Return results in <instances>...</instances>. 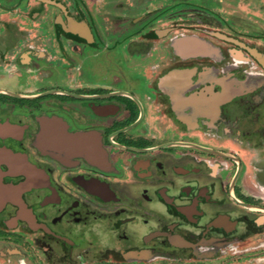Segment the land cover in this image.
<instances>
[{"label": "flooded vegetation", "instance_id": "1", "mask_svg": "<svg viewBox=\"0 0 264 264\" xmlns=\"http://www.w3.org/2000/svg\"><path fill=\"white\" fill-rule=\"evenodd\" d=\"M244 253H264V0H0V264Z\"/></svg>", "mask_w": 264, "mask_h": 264}, {"label": "rangeland", "instance_id": "2", "mask_svg": "<svg viewBox=\"0 0 264 264\" xmlns=\"http://www.w3.org/2000/svg\"><path fill=\"white\" fill-rule=\"evenodd\" d=\"M193 1L198 2V1H203V0H193ZM204 1L208 2L209 4L211 3V1L213 2L214 0H204ZM245 254L246 253L242 254L243 255L242 257L234 256L233 258H229L227 261H225V263H222V264H264V253L263 254H253V256H250V257L244 256ZM238 255L240 254L238 253Z\"/></svg>", "mask_w": 264, "mask_h": 264}]
</instances>
